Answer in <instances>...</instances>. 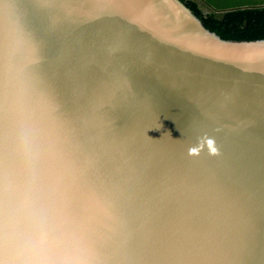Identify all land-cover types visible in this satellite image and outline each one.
Listing matches in <instances>:
<instances>
[{"label": "water", "instance_id": "water-1", "mask_svg": "<svg viewBox=\"0 0 264 264\" xmlns=\"http://www.w3.org/2000/svg\"><path fill=\"white\" fill-rule=\"evenodd\" d=\"M0 264H264V38L0 0Z\"/></svg>", "mask_w": 264, "mask_h": 264}, {"label": "trees", "instance_id": "trees-1", "mask_svg": "<svg viewBox=\"0 0 264 264\" xmlns=\"http://www.w3.org/2000/svg\"><path fill=\"white\" fill-rule=\"evenodd\" d=\"M223 38H264V0H181ZM224 10L214 12L210 10Z\"/></svg>", "mask_w": 264, "mask_h": 264}, {"label": "clouds", "instance_id": "clouds-1", "mask_svg": "<svg viewBox=\"0 0 264 264\" xmlns=\"http://www.w3.org/2000/svg\"><path fill=\"white\" fill-rule=\"evenodd\" d=\"M207 144H208V147L209 149L211 150L212 153H215L216 152V148L213 146V141L212 140H208L207 141ZM193 153H195L197 151V149H192L191 150Z\"/></svg>", "mask_w": 264, "mask_h": 264}, {"label": "rangeland", "instance_id": "rangeland-1", "mask_svg": "<svg viewBox=\"0 0 264 264\" xmlns=\"http://www.w3.org/2000/svg\"><path fill=\"white\" fill-rule=\"evenodd\" d=\"M200 1V0H199Z\"/></svg>", "mask_w": 264, "mask_h": 264}]
</instances>
